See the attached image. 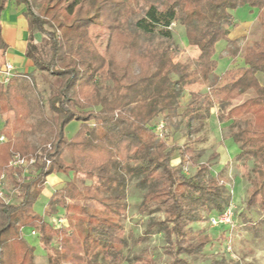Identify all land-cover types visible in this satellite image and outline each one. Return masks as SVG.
<instances>
[{"label":"trees","instance_id":"trees-1","mask_svg":"<svg viewBox=\"0 0 264 264\" xmlns=\"http://www.w3.org/2000/svg\"><path fill=\"white\" fill-rule=\"evenodd\" d=\"M7 1L0 0V16ZM16 1L25 3L31 29L47 38V56L33 39L27 56L52 77L53 93L47 103L40 96L30 99L35 85L28 79L13 78L0 87V117L13 112L0 131L7 138L0 143V178L10 176L22 190L17 203L0 197V264H35V247L24 237V228L35 229L34 236L47 247L58 236L48 264H121L127 243L121 220L130 180L146 190L141 213H165L164 219L150 221L148 229L164 233L167 264H192L185 255L201 253L212 238L204 232L193 236L191 225L224 212L231 195L217 177L207 175L209 164L199 165L192 176L183 172L190 145L174 166V148L155 120L162 116L171 125L181 115L191 134L211 116L214 100L226 108L219 120L236 126L231 132L240 149L235 159L255 160L246 205L258 207L264 219V84L258 77L264 75V0H32L38 13L30 11V0ZM140 2L146 5L143 13L136 7ZM240 6L257 9L261 26L259 40L246 47L230 37L237 26L233 10ZM175 22L184 26L188 44L198 48L196 57L176 60L169 44H142V34L151 35L157 26L168 32ZM94 25L110 28L105 55L90 35ZM220 41L226 42L220 57L235 59L243 52L244 66L231 70L225 81L216 73ZM6 49L0 24V51ZM105 74L112 83L102 86L98 79ZM195 83L206 84L208 91L191 92L180 114V98ZM73 120L81 126L68 137L65 128ZM15 153L35 158L32 172L13 167L19 179L7 165ZM53 173H72V178L52 192L44 215L51 219L64 210L67 229L55 227L34 209ZM136 259L161 264L150 256ZM209 264L238 263L219 259Z\"/></svg>","mask_w":264,"mask_h":264},{"label":"rangeland","instance_id":"rangeland-1","mask_svg":"<svg viewBox=\"0 0 264 264\" xmlns=\"http://www.w3.org/2000/svg\"><path fill=\"white\" fill-rule=\"evenodd\" d=\"M30 1V11L38 13V5L33 3L32 0ZM136 7L140 9L142 13L146 9V5L143 2H140ZM233 14L237 26L230 29V37L240 39L244 47L250 46L259 40L261 36V26L257 18L258 10L250 9L248 6H240L233 10ZM141 17L142 14L140 13L133 20L131 25L133 30H136L135 22ZM166 32V29L157 26L154 28L151 35H141L142 44L144 46L169 44L175 50L176 60L183 61L198 55V48L188 44L185 28L180 23H172L168 32ZM109 33L110 28L107 26L94 25L90 28V35L98 50L103 55H105L106 52ZM37 35L38 37L35 45L39 47L42 56H47L50 52L47 38L38 30ZM225 46L226 42L224 44H222L221 41L218 42L215 56L218 60L216 73L221 76L222 81L230 77L229 72L231 70L244 66L242 59L243 52L235 59L226 56L220 57V55L224 53ZM32 77V80L27 81L30 85H35V90H31L27 96L32 100L40 96L44 102L47 103V99L53 93L51 88V82L53 81L52 77L40 70H37L36 74H33ZM258 77L260 82L264 84V75L259 73ZM98 81L102 86L112 83L106 74L99 77ZM207 91L208 87L206 84L195 83L188 85L180 98L179 113L182 114L190 101L191 92L204 93ZM225 109L226 108L222 109L217 100H214L211 108V116L204 121L202 126H198L191 134H187L185 121L182 119L181 115L177 117L174 124L171 125H166L162 116L155 120L158 125L162 124L160 132L162 136L166 138L169 147L174 148L171 154L172 164L174 166H179L181 164L182 158L180 151L184 146L190 145L191 150L186 154L185 161L182 164L183 172L187 176H192L199 165L203 163L209 164L210 168L207 175L217 177L219 182L227 187L231 195L230 204L227 209L232 216V221H222L226 209L222 213H211L202 222L193 223L191 225V234L193 236L204 232L210 235L212 241L201 253L195 256H185L192 264H209L219 259H225L228 262H237L238 264H264L263 212L258 207L248 208L246 205L251 187L250 179L253 176L255 160L235 159V155L240 149L232 140L231 132L236 129V126L232 125V120L221 121L218 118V114ZM12 117L13 112H8L0 117V131L4 127L5 119ZM80 126V121H71L65 128L66 135L68 137L74 136L78 132ZM16 134L17 133H15V135ZM188 135L189 138L187 139ZM15 154L9 158L7 165L9 168L14 169V176L19 179L16 174L17 168H13L14 166L10 165ZM64 157L68 161L70 159V153L65 151ZM28 169V171H30L31 168ZM30 172H32V170ZM54 175L48 178V188H50L49 186L54 181ZM2 176L0 182L3 183L4 196L0 197L12 203L21 201V188L16 186L10 176ZM22 176H24L23 173ZM20 178L22 177L20 176ZM71 178L72 173H63L59 178H56L58 181L53 186H63ZM86 183L91 184L92 181L87 180ZM145 192L146 190L138 187L135 180L129 181L126 199L128 202V209L121 220L123 232L127 239V243L123 248L124 260L121 264H142L136 259L137 256L141 255L150 256L161 264H167L170 260L169 256L165 253L166 241L164 233L158 231L156 228L148 229L150 221L164 219L165 213L161 210L152 213H141L139 211V206ZM48 201L49 198L47 195L42 193L34 204V209L39 215L51 221L52 218L50 219L44 215ZM92 203L99 208L101 207L97 202ZM58 214L64 215L67 221V214L64 210H60ZM213 217L220 218V223L214 224L212 221ZM68 225V222H66L61 228L67 229ZM23 234L26 240L35 247L34 263L48 264V255L52 252L51 248L58 245V236L55 237L53 246L47 247L40 242L37 236L31 234L30 228L24 230Z\"/></svg>","mask_w":264,"mask_h":264},{"label":"crops","instance_id":"crops-1","mask_svg":"<svg viewBox=\"0 0 264 264\" xmlns=\"http://www.w3.org/2000/svg\"><path fill=\"white\" fill-rule=\"evenodd\" d=\"M1 33L4 41L7 44V49L0 51V62L10 61L15 67V71L18 74L16 79H31V75L36 74L37 69L33 61L27 56V49L33 39V43H36L38 37L37 30L31 29L27 17V7L25 3L18 2L16 0H8L0 16ZM222 44L225 41H221ZM55 174V175H54ZM54 175V181L48 188V178ZM63 175V173H53L47 178L45 189L42 193H45L50 198L52 192L58 188L56 184L58 181L56 178ZM61 180V179H60ZM29 228H24V230Z\"/></svg>","mask_w":264,"mask_h":264},{"label":"built area","instance_id":"built-area-1","mask_svg":"<svg viewBox=\"0 0 264 264\" xmlns=\"http://www.w3.org/2000/svg\"><path fill=\"white\" fill-rule=\"evenodd\" d=\"M18 74L15 71V67L13 63L10 61H2L0 62V87L6 86L13 78L17 77ZM162 128V124L158 125L157 130L160 131ZM7 140L6 136L3 134H0V143L5 142ZM14 159L11 161L10 165L14 167H21L24 168V172L28 173V168H30L35 163V158L26 159L24 157H21L19 154H15ZM50 161L47 160V164H49ZM4 177V175L2 176ZM0 196H4V190H3V183L0 182ZM8 201V200H7ZM9 202V201H8ZM232 216L229 214L228 209L224 213V216L222 217V221L231 222ZM212 221L214 224L220 223V218H212ZM51 222L53 225L57 228L61 227L62 225L66 224V217L62 214L57 215L51 219ZM32 235H37V231L31 230Z\"/></svg>","mask_w":264,"mask_h":264}]
</instances>
